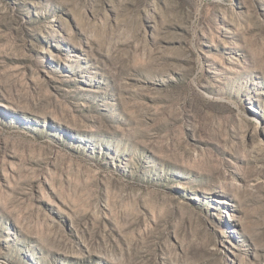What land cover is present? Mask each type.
Here are the masks:
<instances>
[{
	"label": "rangeland",
	"instance_id": "1",
	"mask_svg": "<svg viewBox=\"0 0 264 264\" xmlns=\"http://www.w3.org/2000/svg\"><path fill=\"white\" fill-rule=\"evenodd\" d=\"M0 264H264V0H0Z\"/></svg>",
	"mask_w": 264,
	"mask_h": 264
}]
</instances>
